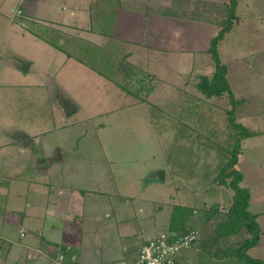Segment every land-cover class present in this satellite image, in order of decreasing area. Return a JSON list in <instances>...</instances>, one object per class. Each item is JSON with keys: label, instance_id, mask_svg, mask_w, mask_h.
<instances>
[{"label": "crops", "instance_id": "0c3cea01", "mask_svg": "<svg viewBox=\"0 0 264 264\" xmlns=\"http://www.w3.org/2000/svg\"><path fill=\"white\" fill-rule=\"evenodd\" d=\"M225 1L15 0L17 7L12 6L8 11L11 10L15 21L13 29L20 43L17 51L23 59L18 69H10L12 74L2 72L0 76V94L11 91L10 98L14 100L8 106L11 116L0 125V264H60L57 261L60 252L79 264H125L137 257L148 239L161 232L180 231L166 217L159 219L160 208L155 210L152 201L143 197L142 201L148 203H138L134 193L122 189L117 177L121 174L117 158H104V165L92 162L96 169L89 174L84 171L82 159L79 170L74 173L57 169L50 172L54 162L64 166L66 157L62 154L60 160L50 159L46 170H42L37 165L41 157H35L31 147L41 142V134L57 129L67 131L68 125L63 113H59L60 108L55 109L58 125L49 131H43L34 117L22 118V112L33 116V109L26 105L33 101L41 104V100L47 101L50 97L75 104L71 94L76 95L74 89H80L88 80L89 71L99 76L103 85L111 83L108 89L120 98L122 90L114 83L120 74L116 60L125 57L127 62L134 63L130 59L134 55L133 47L144 48V54L150 56L148 62L160 65L172 55L208 54L209 41L220 29L216 11ZM3 2L8 0H0V5ZM17 9L21 11L18 15L14 13ZM26 22L41 30L57 31L69 47L74 50L78 47V55L50 44ZM91 48L98 49L94 57L90 54ZM100 55L104 56L103 65L110 73L106 70L101 74L80 60L91 58L97 62ZM34 58L43 65L27 74L34 66ZM25 60L28 65L22 70ZM136 67L153 76L156 82V75L149 68L137 64ZM213 69L199 73L198 78L202 74L211 75ZM20 71L25 76H19ZM154 90L155 86L150 94ZM54 91L58 94L56 97ZM59 104L54 100L52 106L56 108ZM79 108L78 104L76 110ZM84 173L90 182L84 180ZM105 174L113 175L110 182ZM248 188V211L256 215L261 233L257 244L247 253L264 260V198L252 200L254 187ZM198 230V240L188 252L178 255V264H224L229 258L245 264L235 256L217 260L212 252L198 244L199 240L206 239L204 232ZM215 239L216 234L209 238L216 244ZM231 239L232 235L226 240L231 242Z\"/></svg>", "mask_w": 264, "mask_h": 264}, {"label": "rangeland", "instance_id": "374dc122", "mask_svg": "<svg viewBox=\"0 0 264 264\" xmlns=\"http://www.w3.org/2000/svg\"><path fill=\"white\" fill-rule=\"evenodd\" d=\"M0 6H3L0 9L1 76L2 72L8 74L11 68L18 69L23 58L17 51L20 43L13 29L15 21H12L11 10L8 11L17 4L15 0H8ZM236 14L238 20L219 42L217 52L227 68L226 78L232 92L239 100L235 119L256 132L255 136L240 143L242 151L237 161V168L244 178L240 185L254 187L252 200L255 201L264 198V0H237ZM186 32L190 34L189 28ZM133 48L134 55L130 59L135 64L132 65L147 67L156 75V82L149 83L155 86L153 94H142L143 98H140L121 89L119 98L108 89L111 83L103 85L99 76L89 71L88 80L80 89H74L76 95L71 94L74 105H80L78 110L67 115L62 106L64 99L52 97L41 100V104L34 101L27 104L33 109V116L24 115L21 110L22 118L31 120L34 117L43 131H49L58 125L56 110L60 108L59 113H63L68 125L67 131L53 129L40 135L41 142L31 147L35 157H41L37 165L44 170L50 159L63 154L66 157L64 166L54 162L50 172L57 169L58 172L74 173L79 170L82 159L84 171L89 174L96 169L92 162L104 165V158H117L121 173L117 177H120L124 191L134 193L138 203H148L142 201L143 197L152 201L155 210L160 208V220L166 217L168 222L177 213L176 227H180V221L182 226L198 227L204 232L201 236L206 238L198 244L213 253L219 241L214 244L209 238L215 235L233 193L220 183L219 178L217 182H211L218 177L234 142V132L226 113L230 102L226 95L205 98L195 86L197 75L214 67L210 53L172 55L160 65L148 62L150 56L144 54V48ZM34 59V66L27 74L43 65ZM18 74L25 76L23 71ZM118 76L121 83L127 82ZM2 92L0 125L11 116L8 106L14 102L10 98L11 91ZM56 95L54 91L53 96ZM54 100L57 105L60 102L59 107L52 106ZM158 169L163 170L164 179L147 181L150 172ZM85 173L84 180L90 182ZM96 177L101 179L99 174ZM105 177L110 182L113 175L105 174ZM215 204L218 211L213 210ZM243 234L242 230L232 235L230 241H238ZM189 247L179 254L188 252ZM224 264L237 263L229 258Z\"/></svg>", "mask_w": 264, "mask_h": 264}, {"label": "trees", "instance_id": "16d2710c", "mask_svg": "<svg viewBox=\"0 0 264 264\" xmlns=\"http://www.w3.org/2000/svg\"><path fill=\"white\" fill-rule=\"evenodd\" d=\"M236 6L237 0H226L223 4L218 6L216 12L219 17L216 21L219 24L220 29L217 34L210 39L209 47L207 49V52L210 53L212 57L214 69L211 75H200L195 85L205 98L226 95L230 102L229 104L231 105L226 111L227 122L234 132V142L229 149L230 151L227 153L226 162L218 172L220 183L224 184L233 193L231 195V203L215 230L217 239H215V241H219V243H217V249L213 251V254L216 258L222 256H235L245 264H264V260L254 258L247 253L249 248L257 244L261 231L259 224L256 221V215L248 211L250 191L248 188L240 185L242 173L237 168L238 155H240L242 151L240 143L242 140L256 135V132L250 131L235 119L239 100L235 98L234 93L232 92L231 86L226 78L227 68L225 64L221 62L217 52L219 42L223 39L225 34L232 29L233 22L237 20ZM26 23H29L30 25L27 24L29 28L34 32L36 31L50 44L63 49L68 54L75 53L78 55V47H74L75 50L69 47L68 43L62 38L63 36L57 31L49 30L48 28L41 30V28L33 26L32 22ZM88 50L90 49H87V51ZM97 51V48H91V56L94 57ZM103 57V55H100V59L97 60V62L95 61L97 65L94 64L93 59H91V61L89 59L86 61L80 58V60L85 61L91 68L103 74L108 68L103 65ZM116 67L121 78L127 82L124 84L121 83L119 77L114 83L128 95L130 94L131 96L133 95L135 97L143 98V95L152 92L154 84L149 85V83L153 82V76L136 68L130 62H127L125 57H121L116 61ZM104 76L109 78L105 74ZM217 209L218 205H213V210L218 211ZM176 215L177 213L173 214V217L170 220L171 224H175V221H177ZM184 220L185 219H182V221ZM182 223L183 222L180 221V227L178 228L182 232L196 228L182 226ZM242 230L245 234L240 236L238 241L232 243L226 240L231 235L239 234ZM222 241H224L225 244H223Z\"/></svg>", "mask_w": 264, "mask_h": 264}, {"label": "built area", "instance_id": "2783aa9c", "mask_svg": "<svg viewBox=\"0 0 264 264\" xmlns=\"http://www.w3.org/2000/svg\"><path fill=\"white\" fill-rule=\"evenodd\" d=\"M14 11V10H13ZM15 14H20L17 9ZM199 238L196 228L182 231L161 232L148 239L139 249L137 257L125 264H178V255L183 248L195 243ZM57 261L60 264H79L73 257L68 258L60 252Z\"/></svg>", "mask_w": 264, "mask_h": 264}, {"label": "water", "instance_id": "95a60500", "mask_svg": "<svg viewBox=\"0 0 264 264\" xmlns=\"http://www.w3.org/2000/svg\"><path fill=\"white\" fill-rule=\"evenodd\" d=\"M28 65V61H24L23 62V66L21 67L22 70H25L26 67ZM62 106H63V109L65 111V113L67 115L71 114L72 112H74L76 109H77V106L72 104L69 100L67 99H64L62 101ZM59 160L61 159V156L60 154H58V157H57ZM147 179H159V180H163L164 179V172L163 170L161 169H158V170H154L152 172H150V174L148 175ZM215 180V181H214ZM218 181V177L215 176V178L213 179V181L211 182H217Z\"/></svg>", "mask_w": 264, "mask_h": 264}]
</instances>
